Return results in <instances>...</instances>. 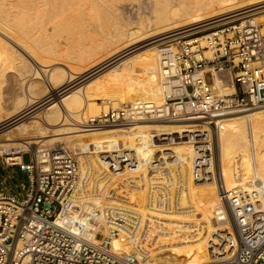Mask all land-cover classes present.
Segmentation results:
<instances>
[{"label":"bare ground","instance_id":"bare-ground-1","mask_svg":"<svg viewBox=\"0 0 264 264\" xmlns=\"http://www.w3.org/2000/svg\"><path fill=\"white\" fill-rule=\"evenodd\" d=\"M95 1L97 0H0V54L5 55V57L2 56L3 63L7 61L5 58H9L7 63L12 61L9 64L12 63L15 66L12 65V68L14 67L19 72L17 73L21 77L19 80L23 79L17 84L14 83L16 86L12 87L13 91L8 92V95L6 92H3L4 94L0 92V146H7L8 142H13L11 144L30 147L32 144L39 143L42 138L51 137V135L59 137L70 133L79 136L82 142L91 144L96 149L95 151L99 153L102 151L101 155L106 154L103 159L105 161H107L106 158L111 160L115 158L114 150L118 146L134 150L140 162L152 158L158 152L163 154L168 150L177 156L175 160L180 157H187L191 160L190 158L194 156L191 141L176 139L174 143L167 144L158 142V139L166 135L195 132L196 128L192 125L136 121L120 126V128L106 126L93 129L87 123L99 113L107 112L111 106L143 103H149L148 107L162 105L164 86L153 46L156 37L188 27L189 30L199 28L214 22L210 20L217 16L261 3L264 0H246L245 5L240 8L236 4L237 0H149L152 3V17L154 18L149 23H152L154 27L153 32L150 33L147 30L148 33L144 34L142 33L144 31H141L142 25L132 27L128 25V20L124 23H117L120 19L117 20L115 16L117 21H110L113 26L112 31H114L112 38L109 35L105 36L104 32L103 38L97 39L98 41L84 31L86 27L93 28L98 15L95 14L101 10L100 6L95 12L97 6H95ZM223 8L227 12H219ZM113 9L112 7L110 11ZM136 9L139 12L140 6ZM260 17L263 21L264 15ZM100 26L94 27L99 28ZM172 27L175 29H171ZM166 28L171 30L163 32ZM75 32L76 34L81 33L80 36H77L79 34L76 38L72 36ZM63 33L65 34L63 38L69 44L67 48L69 52L85 45L84 49L81 48L83 51L77 55L72 54V56L67 49L60 47L61 42L56 41ZM55 37H58L56 41L50 40ZM113 37H119L122 40L118 38L120 42L117 39L114 43ZM85 43L92 45L89 54H87L89 51L85 50ZM105 47L108 48L106 52ZM92 49L100 51L92 52L95 53L92 55ZM75 61L79 66L72 64ZM130 61L136 62V67L132 68L134 62L130 64ZM6 66H4L5 71H7ZM15 69L13 70L16 71ZM123 70H131L129 78L123 77ZM223 76L227 77L224 73L219 75L222 78ZM143 77L144 82L137 81ZM219 77L215 78L214 86L221 89ZM34 78L43 82V87L39 92L37 91L38 93L33 91L37 89L34 88L37 85L29 84L32 83L30 79ZM131 80L134 81L132 82L134 95L129 97L128 88ZM85 82H88L90 86L84 85ZM5 84L3 86H6ZM80 86H86L91 97L104 99H94V102L84 103L78 93L83 89ZM77 87L81 89L77 90ZM5 93L13 100L12 105H9L7 109L3 106ZM125 99L128 102H125ZM65 117L72 126L64 123ZM30 118L34 121L26 123L25 121ZM218 124L219 159L222 168H225L223 172L225 171L226 174L222 173L225 187L228 189L242 188L249 194L254 193L258 197L257 202L261 203L259 211L264 212V109H256L246 114L229 115L221 118ZM56 125L58 129L55 128V133L52 134L49 128ZM110 148L112 150L107 151ZM250 150L254 155L250 153ZM81 162L82 173L88 175V178L94 174L97 177H105L102 183L105 187L104 191L100 197L95 198L93 204L96 206L110 204L104 199L109 187L106 184L108 183L107 172L97 162L96 157L93 158L88 153L82 154ZM85 163L88 165L85 166ZM253 170L257 175L252 178ZM177 171L178 180L177 178L174 180L172 187L175 188L176 194L171 192V196L165 194L166 197L161 192L156 194L153 187L164 182V177L155 174L156 176L145 180L142 193L138 192L133 195L137 203L141 204L138 209L143 213L144 222L150 223L145 230L146 237L139 241L135 239V247L143 256L142 260L146 264L211 263L213 260L208 251L210 247L208 242L214 240V234L217 231L228 228L220 205L216 177L213 176L210 180L209 192L202 193L201 198L205 203L202 205L203 208H200L197 204L192 205L186 193L188 181L186 172ZM137 172L139 170H128L126 173L121 171V174L115 172L113 186L116 187L124 181L123 175L128 173V177L132 178ZM154 177L158 179L151 182ZM93 178L89 181L93 182ZM188 193L192 195L195 192L191 189ZM143 201L144 204H142ZM128 234L129 231L124 229L119 237L113 239L112 246L119 250L126 249L123 241L126 240L125 236ZM144 247L146 252L142 251Z\"/></svg>","mask_w":264,"mask_h":264},{"label":"built area","instance_id":"built-area-1","mask_svg":"<svg viewBox=\"0 0 264 264\" xmlns=\"http://www.w3.org/2000/svg\"><path fill=\"white\" fill-rule=\"evenodd\" d=\"M261 15L264 1L217 16L210 20L214 22L199 28L156 37L153 46L164 86L162 105L111 106L87 123L93 129L136 121L196 128L192 133L161 136L158 142L191 141L192 180L202 184L216 177L228 228L217 231L214 240L208 242L213 260L208 264H264L261 203L254 193L225 187L218 148L221 118L264 108ZM207 29L204 35L185 39ZM221 73L227 77H219ZM216 77L221 89L214 86ZM25 152L31 155L29 163L22 161ZM105 155H101L102 160ZM114 155L113 160L106 158L104 171L139 172L107 189L104 199L110 204L96 206L93 202L104 191L105 177L84 175L82 154L76 149L62 142H41L2 150L0 165L16 167L27 176V184H21L22 192H14L4 185L5 177L0 180V264H146L135 239L146 237L150 223L144 222L133 195L142 193L145 180L156 173H161L158 176L164 177V182L155 184V193L165 197L176 194L172 187L179 173L166 165L176 163L174 153L158 152L140 162L134 150L118 146ZM124 229L129 231L123 241L126 249L119 250L112 241Z\"/></svg>","mask_w":264,"mask_h":264},{"label":"rangeland","instance_id":"rangeland-1","mask_svg":"<svg viewBox=\"0 0 264 264\" xmlns=\"http://www.w3.org/2000/svg\"><path fill=\"white\" fill-rule=\"evenodd\" d=\"M109 3H107V2ZM111 2H109V0H97V1H95V6H96V10H95V12L99 9V7L101 6V10H98V12H96V14L95 15H97L96 17H97V19H99V20H97L96 18V20L94 21V26H96V25H101L99 28L101 29H99V28H97V27H94L93 26V28H91V27H86L85 29H84V31H86V34H90L91 36H93V38H95L96 40L98 39V40H101L103 37H102V35L104 36V34H105V36L106 35H109V37L111 36V38H112V36H113V32L114 31H112L113 30V26H112V23H110V21H112V20H114V21H117V20H119V21H117V23L119 22H121V23H124L126 20H128V25H130V26H132V27H140L141 25V31L143 30L144 32H142V33H144V34H146V33H148V32H150L151 33V31L153 30L154 31V27H153V25H152V23H149V22H151L154 18L152 17V3H151V1H149V0H114V2H113V0H110ZM105 2V3H104ZM245 2H246V0H237L236 1V4L239 6V8L240 7H243L244 5H245ZM100 3V4H99ZM111 3V4H110ZM128 3V4H127ZM139 4V5H138ZM99 5V6H98ZM106 5V6H105ZM112 6L114 9H113V11H110L111 9H112V7H110V6ZM140 6V9H139V12H138V10L136 9L137 8V6ZM115 6L117 7L116 9H115ZM109 7V8H108ZM105 10V12H104V10ZM103 10V11H102ZM116 10V11H115ZM119 10L121 11L122 10V12H119ZM137 11V12H136ZM104 12V13H103ZM108 12H110V13H112V14H110V13H108ZM118 12H119V14H118ZM219 12H221V13H225V12H227L226 11V9L225 8H223V9H220L219 10ZM104 14H106V15H104ZM108 14V15H107ZM115 14V15H114ZM118 14V15H117ZM124 14V15H123ZM102 15H104V16H102ZM100 16V17H99ZM118 18L117 20H116V17ZM138 16H140L139 18H138ZM101 17H102V19H101ZM143 17V18H142ZM261 18V17H260ZM108 19H109V21H108ZM139 19V20H138ZM108 21V22H106V21ZM143 20V21H142ZM151 20V21H150ZM99 21V22H98ZM113 21V22H114ZM139 21V22H138ZM104 22V23H103ZM97 23V24H96ZM103 25H102V24ZM96 24V25H95ZM140 24V25H139ZM110 25H111V29H110ZM149 26H151V28L149 27ZM103 27V28H102ZM105 27V28H104ZM88 28H89V30H88ZM144 28V29H143ZM148 28V29H147ZM94 29V30H93ZM109 29V30H108ZM171 30V29H175L174 27H172L171 29L170 28H166L163 32H165V31H167V30ZM147 30H149L148 32H147ZM94 31V32H93ZM96 31H98V32H96ZM152 31V32H153ZM209 31V29H207V30H204V31H200V32H198V33H196V34H193V35H191V36H186L185 37V39H191V38H193V37H199V36H201V35H204L205 33H207ZM88 32H90V33H88ZM105 32V33H104ZM112 32V33H111ZM104 33V34H103ZM162 33V32H161ZM77 34H79V35H77ZM76 34V32L75 33H72V36H74L75 38L77 37V36H80V34L81 33H77ZM112 34V35H111ZM77 35V36H76ZM95 35V36H94ZM65 36V34L63 33L62 34V36H59L60 38L57 40V38L58 37H55V38H50V40L51 41H56V42H61L59 45H60V47L62 46L63 47V49H67L68 48V45L69 44H67L68 43V41L66 42V40L63 38ZM73 37V38H74ZM114 37H116V36H114ZM113 37V38H114ZM101 38V39H100ZM111 38H110V40H111ZM119 38V37H118ZM118 38H114L115 39V41L112 39L111 41H114V43L117 41V39ZM120 39V38H119ZM119 39H118V41H119ZM65 40V41H64ZM97 40V41H98ZM122 39H120V41H121ZM119 41V42H120ZM64 42H65V44H64ZM84 42H86V41H84ZM113 43V44H114ZM147 43H148V41H147ZM86 44V48H85V50L87 49L89 52H87V54H89L90 53V46L92 47V45L91 44H88L87 45V43H85ZM116 44H118V43H116ZM144 44H146V42H144ZM66 45H67V47H66ZM112 46H114V45H112ZM64 47H66V48H64ZM84 47H85V45H84ZM84 47L82 46V47H76L75 48V50H70V52H69V50L67 51L68 53H71V55L73 54V55H77V54H79V53H81V51H83V50H81V48H83L84 49ZM88 47V48H87ZM109 49L111 48V46L110 47H108ZM108 48H106L105 47V52L107 51L106 49H108ZM90 49V50H89ZM97 49H99V47L97 48ZM100 50H102L103 52H104V50L102 49V48H100ZM99 50V51H100ZM72 51V52H71ZM79 51V52H78ZM98 50H96V51H94V49H92V51H91V53L92 52H97ZM98 51V52H99ZM101 51V52H102ZM95 53H92V55H94ZM72 55V56H73ZM2 56L3 57H5V55L4 54H0V60H1V62H0V71H1V73H0V85H1V87L0 88H2V90L0 89V92H6L7 93V95H8V92H11V90H12V87H15L16 86V84L17 83H19V81H21V80H23V79H21V80H19V78H21L19 75H17V73L19 74V72L17 71V69H15L14 67V65L11 63V64H9L10 63V61L7 63V61H8V59L9 58H5V59H7V61H4V63H3V59H2ZM73 61V60H72ZM12 62V61H11ZM132 62H134V61H132ZM131 61H130V64L132 63ZM3 63V64H2ZM6 64H9V65H7V66H9L8 68H7V66H6ZM72 64H75L76 66H79L78 65V62H74V63H72ZM10 65H11V67H10ZM12 65L14 66L13 68H12ZM136 65V62H134V63H132V68H134V67H136L135 66ZM4 66H6V70L7 71H9L11 68V72L9 71V72H7V71H5V68H4ZM4 69V70H3ZM13 69H15L16 71H14ZM3 71H4V75H3ZM131 72V70H123V77H126V78H129V73ZM14 73H16V74H14ZM9 75V76H8ZM17 75V76H16ZM3 76V77H2ZM6 76V77H5ZM10 76H12V77H10ZM14 77V78H13ZM1 78H3V79H1ZM7 79V80H5V79ZM10 78V80L8 81V79ZM13 78V82H11L12 79ZM17 79H18V82H17ZM141 81H140V80ZM137 81L138 82H144L143 80H144V77H143V79L142 78H139ZM2 80H4V81H2ZM16 80V81H15ZM7 81V82H6ZM30 81H32V83L30 82ZM30 83L29 84H31L32 86L33 85H37L36 87H34V88H37V89H33V91H36L35 93H38L39 92V90L43 87V82L40 80V79H37L36 80V78H34V79H30ZM145 81H146V79H145ZM9 82V83H8ZM131 83H129V85H130V87L128 88V90H129V97H132L133 95H134V88H133V84H132V82H134V81H130ZM5 83H8V84H5ZM14 83H16V84H14ZM34 83V84H33ZM6 85V86H3V85ZM15 85V86H14ZM84 85H89V83L88 82H85L84 83ZM158 85H159V79H158ZM90 86V85H89ZM81 88H83L82 90H79L78 91V93H79V95H80V98H81V101H83L84 103H86V102H94V99H104V98H94V97H91L90 95H89V92H88V89H87V87L86 86H80ZM5 88H7V89H4ZM11 88V89H10ZM78 88L79 87H77V90H78ZM81 88H79V89H81ZM91 88V87H90ZM8 89H10V91H8ZM7 90V91H6ZM13 91V90H12ZM38 91V92H37ZM6 93H5V95H6ZM4 94V93H3ZM7 95L4 97L5 98V103H3V106H4V109H7V108H9L10 106L9 105H12L11 103H13V100H11L10 99V97L8 96L7 97ZM7 99V100H6ZM110 99H113V98H110ZM114 99H119V98H114ZM119 100H121V99H119ZM124 100V99H123ZM99 102H101V101H99ZM125 102H128L126 99H125ZM259 109H264V108H259ZM254 111V110H253ZM28 121V122H27ZM27 121H25L26 123H30L31 121H34V119L33 118H30V119H27ZM142 122H145V123H159V124H162V123H160V122H155V121H142ZM64 123L65 124H67V126L69 125V123L70 122H68V121H66V117L64 118ZM73 123V122H72ZM41 126H43L42 124H40ZM69 126H72V125H69ZM61 126H59V128H60ZM125 127H127V126H125ZM55 128L56 129H58V126L56 125V126H52V127H50L49 128V130H51L52 131V134H54L55 132ZM108 128V127H107ZM110 128V127H109ZM111 128H120V126H111ZM122 128V127H121ZM102 130V129H101ZM51 131H48L49 133H51ZM48 133V134H49ZM77 133H80V132H77ZM53 140H55V141H53ZM45 143V144H51V143H55V142H62V143H65L68 147H70V148H72L73 150H77L78 151V153H81V154H83L84 152L85 153H88L90 156H92L93 158H94V156L96 157V160H97V162L100 164V166L103 168V170H105L106 168H107V163H106V161L105 160H99L100 158H101V153H102V151H101V153H99V151H95L96 149L94 148V147H92L91 146V144H89V143H87V142H82V140L79 138V136L77 137V136H74V134H70V133H68V134H63L62 136H59V137H53V135H51V137L49 136V137H45V138H42L41 139V141L39 142V143ZM11 143H13V142H8L7 144L9 145H1L0 146V154H1V152H2V150H4L5 148H13V147H16V148H18V147H24V145H22V144H19V145H17V144H11ZM15 143H21V142H15ZM38 144V143H37ZM173 148H176V147H173ZM112 149L110 148V149H107V151H111ZM251 152H253L252 150H250V153ZM100 154V155H99ZM252 155H254V153H251ZM177 156H175L174 155V158H176ZM253 158H254V156H252ZM30 158H31V155H30V153L29 152H25V153H23L22 154V161L24 162V163H29L30 162ZM183 160H181V159ZM180 158H178L177 160H175V162L176 163H169V162H167L166 163V165L167 166H173L174 168H176L175 170H180L181 172H186V174H187V184H186V193H187V195H188V197H189V199L192 201L191 203H192V205L193 204H197V205H199V207L200 208H203L202 207V205H204V203H205V201H203L202 200V198H201V196H202V193L203 194H205V192H206V194H207V192H209V187H210V180L209 181H207V182H205V183H202V184H198V183H196V182H194L193 180H192V178H191V173H190V170H191V160H189V158H187V157H180ZM190 159H192V158H190ZM178 161V162H177ZM176 164V165H175ZM221 164V163H220ZM221 170H222V173H224L223 175H225L226 173H225V171L223 172V170H225V168H222V165H221ZM121 171L122 170H118L117 172L119 173V174H121ZM128 170H124L123 172H127ZM114 174L115 173H109V172H107V181H108V183H107V186H113V176H114ZM128 174V173H127ZM123 175L124 176V180H127V179H129L130 177H128L129 176V174L128 175ZM158 174H161V173H156V175H158ZM155 175V176H156ZM255 175H257L256 174V172L253 170L252 172H251V177L253 178V176H255ZM3 177H5V184L4 185H6L7 187H9L12 191H14V192H22V189H21V184L22 183H24V178L23 177H21V176H19L18 175V169L16 168V167H6V166H4V165H0V180H2V178ZM215 181V180H214ZM190 184H189V183ZM112 184V185H111ZM191 188V189H193V191L196 193H194V194H192V195H190V193H188V191L189 190H191L189 187ZM108 187V188H109ZM115 187V186H114ZM107 188V189H108ZM202 190V191H201ZM205 190V191H204ZM144 195H145V193H144ZM219 195V194H218ZM196 196V197H195ZM192 197V198H191ZM143 198V197H142ZM201 198V199H200ZM202 201V202H201ZM142 204H144V201H143V203ZM139 206H141V204L139 203ZM142 251L143 252H146V248L144 247V248H142ZM144 254V253H143Z\"/></svg>","mask_w":264,"mask_h":264},{"label":"water","instance_id":"water-1","mask_svg":"<svg viewBox=\"0 0 264 264\" xmlns=\"http://www.w3.org/2000/svg\"><path fill=\"white\" fill-rule=\"evenodd\" d=\"M18 175L24 178V184H27V176L23 173H21L20 171H18Z\"/></svg>","mask_w":264,"mask_h":264}]
</instances>
